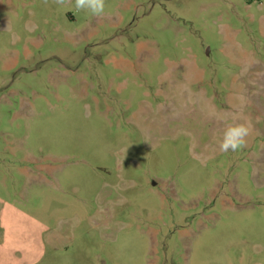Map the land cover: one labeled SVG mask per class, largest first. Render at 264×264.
I'll use <instances>...</instances> for the list:
<instances>
[{"label": "rangeland", "instance_id": "obj_1", "mask_svg": "<svg viewBox=\"0 0 264 264\" xmlns=\"http://www.w3.org/2000/svg\"><path fill=\"white\" fill-rule=\"evenodd\" d=\"M74 4L0 0V264H264V0Z\"/></svg>", "mask_w": 264, "mask_h": 264}, {"label": "clouds", "instance_id": "obj_2", "mask_svg": "<svg viewBox=\"0 0 264 264\" xmlns=\"http://www.w3.org/2000/svg\"><path fill=\"white\" fill-rule=\"evenodd\" d=\"M71 0H53L58 6H64ZM47 4L48 0H44ZM106 0H75L74 8L77 12H86L93 16L101 17L105 14ZM251 125L248 123L230 124L218 141L221 152L237 151L246 146L247 137L251 134Z\"/></svg>", "mask_w": 264, "mask_h": 264}]
</instances>
